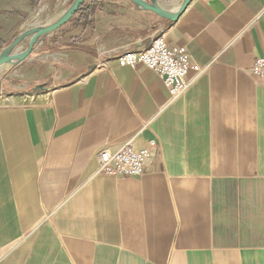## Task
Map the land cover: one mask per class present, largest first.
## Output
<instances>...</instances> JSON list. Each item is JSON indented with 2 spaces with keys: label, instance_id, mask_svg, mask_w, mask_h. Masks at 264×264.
Listing matches in <instances>:
<instances>
[{
  "label": "crops",
  "instance_id": "0c3cea01",
  "mask_svg": "<svg viewBox=\"0 0 264 264\" xmlns=\"http://www.w3.org/2000/svg\"><path fill=\"white\" fill-rule=\"evenodd\" d=\"M84 4L92 21L67 22L46 76L86 74L0 95V264H264V0H191L174 22ZM36 5L0 0L1 44ZM161 35L204 69L173 103L144 65L117 64ZM131 138L157 144L143 175H94Z\"/></svg>",
  "mask_w": 264,
  "mask_h": 264
},
{
  "label": "built area",
  "instance_id": "2783aa9c",
  "mask_svg": "<svg viewBox=\"0 0 264 264\" xmlns=\"http://www.w3.org/2000/svg\"><path fill=\"white\" fill-rule=\"evenodd\" d=\"M117 64L131 68L144 65L161 79L169 94L168 103H173L186 93L193 80L187 77L189 71H195V77L204 71L190 62V55L185 47H168L162 35L154 38L142 52L128 51L123 54L117 59ZM251 74L264 82V57L255 59ZM156 147L155 142H150L149 147L139 150L131 138L113 154L102 150L97 156L98 165L94 175L140 177Z\"/></svg>",
  "mask_w": 264,
  "mask_h": 264
},
{
  "label": "rangeland",
  "instance_id": "374dc122",
  "mask_svg": "<svg viewBox=\"0 0 264 264\" xmlns=\"http://www.w3.org/2000/svg\"><path fill=\"white\" fill-rule=\"evenodd\" d=\"M74 0H69L63 3V0H40L36 5V12L28 16H24L23 20L19 21L17 31L13 32L4 43H0V54L24 32L31 31L37 27H46L56 22L60 16H62L66 10L71 6ZM40 11V12H39ZM24 21V22H23ZM23 22V24H22ZM65 26V25H64ZM61 27L54 31L52 34H48L38 39L37 43L33 47V54L23 61L22 64L11 63L4 65L0 68V95H7L8 92L15 94L27 92L32 93L33 90L37 89L41 85H55L62 86L67 84L68 81L73 79L82 78L87 70H81L80 66L71 62L73 69L78 70L72 76L59 77L56 80L50 81L47 78V64H50L52 57L60 58L63 55V48L61 38L67 27ZM31 35L24 37L20 43L13 47L11 53H22L26 49ZM60 67H63L60 65ZM69 66L60 68L61 71H65Z\"/></svg>",
  "mask_w": 264,
  "mask_h": 264
},
{
  "label": "water",
  "instance_id": "95a60500",
  "mask_svg": "<svg viewBox=\"0 0 264 264\" xmlns=\"http://www.w3.org/2000/svg\"><path fill=\"white\" fill-rule=\"evenodd\" d=\"M86 0H74L71 3V6L66 10V12L58 18V20L52 25L46 26V27H37L31 31L24 32L16 41L13 42V44L9 45L7 49L3 51L2 54H0V68L4 65L8 64H20L25 59H27L32 54V49L37 43L38 39L41 37H44L48 34H52V32L60 29L62 26L66 25L67 22H69L72 17L79 11L82 4ZM130 3H132L136 8L149 11L161 18H164L171 21H176L179 16L186 10V8L191 3V0H182L181 5L175 10V11H167L165 8L161 7L158 3H156L154 0H128ZM27 35H31L29 43L25 50L22 51V53H11L10 50L15 47L18 43L21 42V40L26 37ZM41 86H39L37 89L33 90V92L40 91Z\"/></svg>",
  "mask_w": 264,
  "mask_h": 264
},
{
  "label": "trees",
  "instance_id": "16d2710c",
  "mask_svg": "<svg viewBox=\"0 0 264 264\" xmlns=\"http://www.w3.org/2000/svg\"><path fill=\"white\" fill-rule=\"evenodd\" d=\"M93 12H94V7L90 6L87 7L84 3L82 4L81 8L79 11L75 14L79 15L78 21L82 23L83 25L89 24L92 21L93 18ZM46 90L45 86H41L40 91Z\"/></svg>",
  "mask_w": 264,
  "mask_h": 264
}]
</instances>
